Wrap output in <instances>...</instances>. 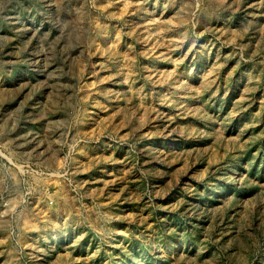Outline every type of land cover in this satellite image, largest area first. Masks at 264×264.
<instances>
[{"label":"rangeland","instance_id":"1","mask_svg":"<svg viewBox=\"0 0 264 264\" xmlns=\"http://www.w3.org/2000/svg\"><path fill=\"white\" fill-rule=\"evenodd\" d=\"M0 264H264V0H0Z\"/></svg>","mask_w":264,"mask_h":264}]
</instances>
